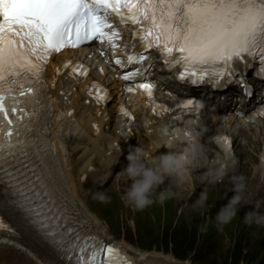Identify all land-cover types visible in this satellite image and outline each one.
<instances>
[{"label": "snow or ice", "instance_id": "6c2138e0", "mask_svg": "<svg viewBox=\"0 0 264 264\" xmlns=\"http://www.w3.org/2000/svg\"><path fill=\"white\" fill-rule=\"evenodd\" d=\"M109 8L121 17L126 11L129 21L142 25L145 47L158 48L170 57L166 64L179 65L181 81L223 87L222 81H232L235 65L249 58L259 59L257 75L264 76V0H0V230L19 235V228L66 257L69 264H117L118 253L112 245L97 247L90 240L81 241L75 228L67 226L70 205L59 187L53 160L41 147L45 141L33 136V130L50 115L51 98L43 79L48 57L66 46L115 37L114 31L104 30L109 26L99 14ZM128 59L131 62L133 57ZM76 72L86 74L79 67L72 69ZM241 82L251 96L250 86ZM138 87L152 97V84ZM103 98L97 95L98 101ZM196 104L189 99L182 107ZM4 216L12 218L16 227ZM15 246L39 259L23 245ZM77 249L79 254L73 257Z\"/></svg>", "mask_w": 264, "mask_h": 264}, {"label": "bare ground", "instance_id": "6f19581e", "mask_svg": "<svg viewBox=\"0 0 264 264\" xmlns=\"http://www.w3.org/2000/svg\"><path fill=\"white\" fill-rule=\"evenodd\" d=\"M77 93L78 96L81 95L79 91H77ZM109 103L112 106L108 107L107 111H108V117L111 120V117L114 115V105L112 100ZM59 107L60 109L58 110V112L52 113V115H48L45 118L48 119L45 120L46 129L49 130L48 132L45 133V136L48 138L49 142L53 143L57 152V156L60 159L59 161L61 162V165L63 167V173L67 178L68 182L70 184L74 182L75 186L71 189V192H73L74 194L75 189H77V196L80 199L81 193L79 192V187H78L79 182L74 178L76 172L77 171L81 172L80 173L81 175L82 173L89 171L88 167L94 166L93 163L95 162V160H98L100 164H104V166L107 167L109 166V163L116 164L117 161L121 160V158L118 157L119 152H116V154L114 155H111V153L118 150V145H120L121 143L123 144V140L125 138L118 140L109 147L108 145L97 146V153L93 149H90V153L87 154L86 156L82 154L81 159H79V157L74 158L72 156L71 159L69 160L68 150L70 149L74 153H77V150H75L76 148H74L70 144H67V139H68L67 134L70 133V137H72L74 140H81V135L83 134V124L81 123V119L84 121H90L91 119H88L90 117L89 115L83 114L84 112L81 111V106L79 104H75L74 100L71 101L70 107H73L75 111L70 117H68L66 114L68 109L67 106L59 105ZM213 119H216V115L213 117ZM232 123H233V119L230 118V120L227 122V126H230ZM257 124L258 126L254 125V129H253L255 132L253 131L252 133L250 132L249 127L243 126L244 128L240 130V132L237 135V138L239 140L238 148L240 149V154L242 156L246 157L250 155L251 150H255V151L258 150L257 155H255L256 160H252V163L254 164L256 163V161L260 162L255 168H253V171L255 170L256 172L255 174L256 179L253 178L252 176L249 178V184H251L250 185L251 187L249 188L247 193H251V196H256V198L264 200V180L260 185L256 184L257 180L260 181V174L264 172V151L259 153L262 146L264 150V135L262 134V131H264L263 129L264 126H261L260 121H258ZM111 132L114 133V129H112ZM261 135H263V137ZM92 136L93 133L87 132L86 137L88 139H91ZM106 140L109 142V144L112 142V140L108 139V137L106 138ZM199 150L202 153V155H204V150L200 148ZM206 157L207 156H201L199 158V162L194 164V166L191 168L190 173L194 172L196 175L201 176L205 173V171L209 173L216 172L220 170V168L218 167L217 160H219L220 163L222 162L229 163L230 168L233 169L232 168L233 162L224 161L225 155L223 153H220L213 160L214 163H211V159L209 157H207L208 159L207 161ZM50 158L53 160L54 163L53 170L56 174L55 158L54 156H50ZM108 170H110V168L109 169L104 168L103 170H99V171L93 170L91 173L96 175L98 181L103 180L104 182L106 178L110 177ZM56 178H57V174H56ZM60 180L61 177H59L57 181L62 191L61 185L59 183ZM200 180H202V177L198 179V181ZM194 182L195 179L193 180V183ZM93 184L94 183L91 184L92 187ZM69 205L70 207H72L70 202ZM12 221L14 222L13 219ZM91 228L98 229L97 220L93 219L91 223ZM17 232L19 233V235L7 237L8 240L13 241L14 243L0 244V264H40V260H43L45 264L46 260L49 258L48 255L49 247L45 244L38 243L35 239H33L27 233L21 231L19 228H17ZM16 243L23 245L24 248L30 249L33 253H35L37 257H39V259L33 260L32 258H30L25 251L15 246ZM149 253L154 257L160 258V260H169V261L173 260L172 256L167 253H161L158 251H150ZM173 263L178 264V262L176 261H174ZM187 263L192 264L190 262Z\"/></svg>", "mask_w": 264, "mask_h": 264}, {"label": "rangeland", "instance_id": "374dc122", "mask_svg": "<svg viewBox=\"0 0 264 264\" xmlns=\"http://www.w3.org/2000/svg\"><path fill=\"white\" fill-rule=\"evenodd\" d=\"M250 169H251V166L249 162L243 163V165H240V172L242 174L241 176L243 178L244 187L246 186V182L249 179L247 176V172ZM254 172L255 170L252 173V177L256 179V175H255L256 172L255 173ZM192 174H195V173L192 172ZM201 177L202 179L207 178V176H205V173L201 175ZM122 178L123 177L121 176V173H120L119 181H116V179L113 178L109 182V185L105 188V190L102 191V193H104V197H107V199L100 197V200H99L96 195H93V194L89 195L88 191L84 189V195L81 198L84 200L86 206L88 207L87 215L90 218H91V214L96 215L100 220L99 228L105 232L107 237L109 239L123 243L128 249L134 250L137 253L142 252V251H150V249H152V251H156V250L161 251V244H158L159 242L157 241L158 238L153 240V237L156 234H160L161 227L163 225L162 224L163 220L161 219V222H160V225H161V227L159 228L160 231L156 233L150 227L152 225V216L148 214L147 215L137 214L138 210H135L134 208H133L134 213L132 212V207L127 205L124 202V200L121 198L124 193V192L119 191V185L122 181ZM207 179H212V177L209 176V178ZM199 182L200 181H198V179H195L194 184L199 183ZM83 185H85V183H83ZM80 186H81V183H79L78 185L79 192H80ZM169 186L170 185L165 186V183L160 184L158 191L160 192L163 190L164 187L168 188ZM193 187L194 186L192 184L191 186L188 187L186 193H183L181 195L175 194L171 197V207H172L171 219L174 222L176 221L177 216L179 214L177 201L178 200H181L182 202L186 201L187 200L186 197L189 194V192H192ZM182 191H185V190L182 189ZM248 201L251 203H259V199L251 198ZM261 201L262 203H264V200H261ZM210 202H211V205L214 206L220 202V198L219 197L212 198ZM107 204H112L115 207V209L112 210V213L114 214L115 212H117L118 218H117L116 225L119 227V229L116 228L114 230H110L106 222L104 221V217L101 212V207ZM213 212L214 211L212 210V208L207 206L205 208L192 207L187 213L188 219L186 220V224L183 225L186 227L185 230L187 232H190V230L193 229L195 232L194 233L195 241L198 242V244H201V247L205 245L204 247L205 252L203 253L204 256L202 257V259L200 260V257L198 256H195V257L190 256L189 258H191V262L196 263V264H226L230 256V252L234 246L233 242L236 240V236L239 234L238 231L242 227H246V232H247L246 240H245L244 247H243L245 252H249V251L252 252L256 248L255 247L256 240H259V239H262L261 244L262 246H264V226H260V225L253 224V223L247 224L244 221H241V220L238 221L236 217H234V220L231 223H229L231 224L230 226L226 228L224 227L219 228L214 232V226L211 224V216ZM194 214H200V218H201V221L197 226V230H195V227H192V224L189 222L191 218L194 219ZM164 215H167V214L164 213ZM207 224H209L212 227L211 230L212 232H214L209 236L208 240L205 239V237L202 235L204 232L203 227L207 231ZM139 225L143 226V228L147 230V232L149 233V236H147L146 238L139 237L138 232H137V227ZM127 226H131L133 228L134 233L132 236L126 233ZM126 237L130 242L126 239ZM154 248L156 250H154ZM170 250L171 248H169L168 251ZM177 254L180 256L186 255V253L183 251H178ZM201 255L202 254L200 253V256ZM253 262H254V258L249 257V255H245V257L242 258L240 261H236L235 259L234 261H232L231 264H253Z\"/></svg>", "mask_w": 264, "mask_h": 264}, {"label": "clouds", "instance_id": "9594fccd", "mask_svg": "<svg viewBox=\"0 0 264 264\" xmlns=\"http://www.w3.org/2000/svg\"><path fill=\"white\" fill-rule=\"evenodd\" d=\"M182 138L189 139V146L181 153L166 152L153 155L155 148L160 146L158 142H153L147 147L135 146L129 151L126 157L127 164L121 171V176L130 181L121 197L127 205L138 211L143 210L153 203V195L160 203H163L166 199L175 195L171 185L180 187L191 179V168L199 162L202 153L190 137ZM167 143L169 146L171 145V141H167ZM222 174V168L209 173L213 179H219ZM166 178L170 180V186L156 193V188ZM103 198L107 199V197ZM203 199L202 196L197 203H202ZM240 199L239 195L234 196L229 205L222 208L217 214L216 220L221 224L227 223L233 214L228 212L227 209H234ZM246 222L262 224L264 223V215L249 212L246 214Z\"/></svg>", "mask_w": 264, "mask_h": 264}, {"label": "trees", "instance_id": "16d2710c", "mask_svg": "<svg viewBox=\"0 0 264 264\" xmlns=\"http://www.w3.org/2000/svg\"><path fill=\"white\" fill-rule=\"evenodd\" d=\"M187 241H188V240H187ZM187 241H186V242H187ZM178 244H179L180 248H182V250L186 251V247H185V244H186V243H184V242L181 241V242L178 243Z\"/></svg>", "mask_w": 264, "mask_h": 264}]
</instances>
